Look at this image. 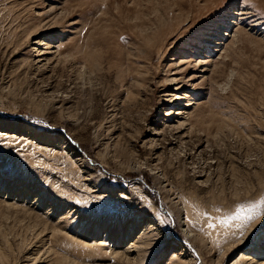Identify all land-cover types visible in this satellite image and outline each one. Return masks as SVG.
Segmentation results:
<instances>
[{
	"label": "rangeland",
	"instance_id": "1",
	"mask_svg": "<svg viewBox=\"0 0 264 264\" xmlns=\"http://www.w3.org/2000/svg\"><path fill=\"white\" fill-rule=\"evenodd\" d=\"M0 160V264H264V0H0Z\"/></svg>",
	"mask_w": 264,
	"mask_h": 264
},
{
	"label": "bare ground",
	"instance_id": "2",
	"mask_svg": "<svg viewBox=\"0 0 264 264\" xmlns=\"http://www.w3.org/2000/svg\"><path fill=\"white\" fill-rule=\"evenodd\" d=\"M191 16V15H190ZM189 16V17H190ZM182 23H184V22H182ZM175 98V97H174ZM173 98V100H176V99H174ZM185 97H184V95H180V100H182V99H184ZM169 101H172V99H169ZM179 111V110H178ZM179 113V112H178ZM184 225H186V229L184 230L185 231V234H186V236L187 237H189V236H191L192 234H191V230H189L188 229V224L186 223V222H184ZM142 238V237H141ZM139 239V238H138ZM185 241H187V240H184V242ZM142 243V242H141ZM131 244V243H130ZM129 244V245H130ZM147 244V243H146ZM130 246H132V247H135V249H139V244L137 245V244H135V243H132ZM130 246L128 247V248H126V251L125 252H128L129 250H131L132 249V247L130 248ZM135 251V250H134ZM135 252H137V251H135ZM124 255V254H123ZM121 256V255H120ZM123 258H125L126 260H129L130 262H133L134 260H136V259H133V258H130L129 256H128V254L127 253H125V256L123 257ZM139 260V259H138ZM124 261V260H123ZM190 261V260H189ZM189 261H187V262H189ZM67 263V262H66ZM126 263H127V261H126ZM182 263V262H181ZM180 263V261H179V263L178 264H181ZM59 264V263H58ZM130 264V263H129ZM182 264H186V263H182ZM193 264H195V263H193Z\"/></svg>",
	"mask_w": 264,
	"mask_h": 264
},
{
	"label": "snow or ice",
	"instance_id": "3",
	"mask_svg": "<svg viewBox=\"0 0 264 264\" xmlns=\"http://www.w3.org/2000/svg\"><path fill=\"white\" fill-rule=\"evenodd\" d=\"M2 167H3V161L0 160V169H2ZM260 203L261 204H264V200H261ZM242 211H243V206L242 205L241 206H238L237 211L235 212V214L232 215V216H229L224 222L227 223L228 220H231V219H240L241 218V215L240 214H241ZM245 219L248 222H251V220L253 219V217L250 215V216L245 217ZM261 222H264V217H262Z\"/></svg>",
	"mask_w": 264,
	"mask_h": 264
}]
</instances>
